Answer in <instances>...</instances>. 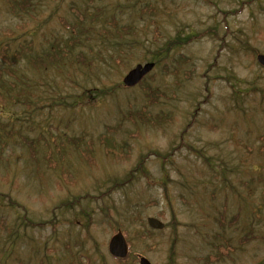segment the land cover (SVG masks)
<instances>
[{
    "label": "rangeland",
    "instance_id": "rangeland-1",
    "mask_svg": "<svg viewBox=\"0 0 264 264\" xmlns=\"http://www.w3.org/2000/svg\"><path fill=\"white\" fill-rule=\"evenodd\" d=\"M33 2L0 0V46L43 54L74 38V60L22 61L16 76L29 80L0 97V264H264V0ZM144 107L173 123L151 125ZM118 230L121 261L108 251Z\"/></svg>",
    "mask_w": 264,
    "mask_h": 264
},
{
    "label": "trees",
    "instance_id": "trees-1",
    "mask_svg": "<svg viewBox=\"0 0 264 264\" xmlns=\"http://www.w3.org/2000/svg\"><path fill=\"white\" fill-rule=\"evenodd\" d=\"M30 1L34 4L33 0H30ZM11 4L14 10L15 9L16 10L18 9L21 11L27 10L26 8L21 6V4H19V0H11ZM33 4L30 7H32ZM112 24H113V32L117 31V33H119L120 30L118 29L117 22L112 21ZM109 30H110L109 28L105 29V31L109 32L108 34L111 35ZM196 36H199V35H195L194 33H191L189 36H186L184 38L181 35L176 36L177 40H182L179 44H175L174 41L169 42L166 45L165 49L163 50L162 55L159 56L157 53H154V54L152 53V58L150 59V61H153L156 63V65H159L161 61L167 60L171 56L172 52H176L177 50L181 49L182 46H185L190 43L186 40L192 39V38L194 39L196 38ZM74 41H75L74 38L70 39L69 41L70 46H68L67 44L62 45L61 43L52 44L50 50L48 49L43 54H35L34 48L31 43H18L14 49V52L12 53H11L12 48L10 45L2 44L0 46V61L5 63L6 66L0 68V97L3 98L4 96H7V95L10 96V90L12 91L15 90L14 85L16 84V81L29 80L28 79L29 77H26V76H19V75L16 76V70L14 67L15 65L19 64L22 61H28L29 63L33 64L35 67L44 68L45 71H48V69H50V67L52 66L63 65L66 62V60L64 61V58L66 57L74 60L71 56L68 55V54L73 53L71 49H72V43ZM159 49L160 48H158L156 51H159ZM180 58L185 59L183 56H180ZM177 62L179 63V60L175 61V63ZM164 68H165V71L170 72L168 63L164 64ZM155 95H156V98L154 99V101H156L157 97L159 96L158 90L155 91ZM150 97L153 98L152 95ZM148 109L149 107H144L141 112H136V113L141 117L145 114V117L143 119H148L151 122L150 124L153 126H156V125L165 126V124L169 125L173 123V118L171 114H163V115L153 114L151 111L147 112ZM131 135L134 136L135 133H132ZM61 136L62 137L60 138V140L65 145V139H67V137L65 135H61ZM4 139L7 140L4 136L0 135V153L3 152L2 148L7 145ZM85 139L86 138L83 136V140ZM24 144L26 145V148L28 152L30 153V155L33 157L36 152V147L34 146V143L32 141L29 142V138L27 137L24 140ZM92 144H93V141L90 140L89 145L92 146ZM90 146L88 147V149L83 150L82 153L86 154L88 150L91 149ZM111 146H109L110 147L109 150L112 152H115L116 150L112 149ZM127 150L131 151L128 148ZM58 151L60 153L63 152V150H61V148L59 149V147H58ZM127 153H128V158H129L131 154L129 152ZM117 155H119V157H122L124 155V152L121 153L120 151H118ZM0 158H1V155H0ZM48 158L50 157L47 154L45 156V160L47 161ZM124 184H125L124 181L115 183L114 184L115 189L121 187Z\"/></svg>",
    "mask_w": 264,
    "mask_h": 264
},
{
    "label": "water",
    "instance_id": "water-1",
    "mask_svg": "<svg viewBox=\"0 0 264 264\" xmlns=\"http://www.w3.org/2000/svg\"><path fill=\"white\" fill-rule=\"evenodd\" d=\"M260 64L264 65V55L258 56ZM154 63H145L144 65L138 64L134 69L128 72L123 79V83L126 87H134L137 85L147 74H149L154 68ZM148 224L150 227L158 230L164 229L165 225L157 218L149 217ZM109 253L112 257L117 259H125L128 256V244L121 231L114 235L109 242ZM140 264H152L147 258L142 257Z\"/></svg>",
    "mask_w": 264,
    "mask_h": 264
}]
</instances>
